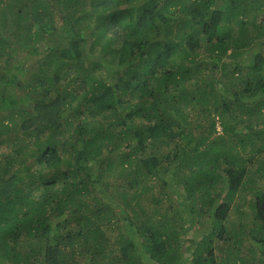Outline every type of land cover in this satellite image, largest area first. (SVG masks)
I'll return each mask as SVG.
<instances>
[{
	"label": "trees",
	"instance_id": "1",
	"mask_svg": "<svg viewBox=\"0 0 264 264\" xmlns=\"http://www.w3.org/2000/svg\"><path fill=\"white\" fill-rule=\"evenodd\" d=\"M21 37L20 46L35 45L33 62L20 69L27 76L20 93L10 88L17 77L7 74V55ZM240 47L252 50L253 62L248 76L233 77V100L230 86L217 95L185 83L203 50L220 60ZM263 83L264 0H0V134L20 133L15 151L26 155L0 151V264H179L187 256L191 264H253L216 253L233 246L240 256L247 227L257 243L250 251L264 264ZM125 95L140 101L135 111L123 105ZM209 95L240 112L236 128L223 113L225 134L206 143L188 120L190 106ZM241 96L256 99L249 105ZM132 139L140 152L120 156ZM114 171L131 177L109 196L101 186ZM142 173L161 183L157 192ZM249 191L245 210L235 198ZM182 197L172 214L161 212ZM184 224L197 229L188 249ZM86 252L91 257L79 259Z\"/></svg>",
	"mask_w": 264,
	"mask_h": 264
},
{
	"label": "rangeland",
	"instance_id": "2",
	"mask_svg": "<svg viewBox=\"0 0 264 264\" xmlns=\"http://www.w3.org/2000/svg\"><path fill=\"white\" fill-rule=\"evenodd\" d=\"M219 8H221V7H219ZM58 31L59 30L54 31L55 35H56V33L59 34ZM46 32H47V30H46ZM56 37H58V36H56ZM22 38L23 37H21V39L12 38V40L15 41V43H17V46L16 47L11 46V51L9 52V55H7L10 58L9 59L10 64L7 66L8 68H10V70L8 69L9 73H7L8 75H10V77H9L10 79H13L14 77L22 79L23 77H25L24 71L22 72L20 69L24 70L25 66L27 67V66H29L30 62L31 63L33 62V59L31 58V52L29 50L31 49L30 47L34 46L35 44L31 43V44H28L25 46H23V45L20 46L22 44ZM117 42H118L117 40L113 41L114 47L117 46ZM14 44L10 43V45H14ZM48 45H49V43H47V44L46 43H40L37 45V47H38V49H40V48L43 49ZM243 49H244L243 47H240L239 49H237V52H238L237 57L232 58L231 56L226 54L220 60H217L214 57V53H210L208 51L206 52L205 50H203V52H201V54L199 56H197L198 62H199L198 71H196L197 73H194V75L192 73L187 75L188 77L185 80V83L187 85L191 84V86H192V84L195 85V82H198L199 85L205 86L207 88V91H211V89H214V91L217 95L223 94V93L225 94L226 86H230V89H229L230 93H227L226 96L228 98H230L231 100H233L235 95H233V88L232 87H234V83L236 82V79L233 77H235V76L236 77H239V76L246 77V76H248V74H246V72L251 73V69L249 68V66L253 62L252 50L249 48H247L246 50L245 49L243 50ZM229 51H230V49H228V53H229ZM102 57H103V53H100L95 58L96 59H102ZM199 58L205 60V63L203 66H202L203 62H201L199 60ZM35 59H36V57H35ZM236 64H239V65H236ZM236 67H242V70L239 71L238 69H236ZM102 73L104 74L106 72H102ZM117 75H119V74H117ZM251 75L253 76V74H251ZM255 78H256V76H255ZM10 88L12 90H14V86L10 87ZM200 93H201V91H198L197 96L201 97L202 93L201 94ZM212 96L213 95H209L208 100L206 102H200V104H197L194 107L190 106V110H189L190 115H189L188 121H190V123H191L190 124L191 128H193V130H196L197 132L199 131L200 133L207 135L208 141L206 143H209L211 140L215 139L219 134L220 135L225 134V131L222 130V128H221V124H222L221 122L222 121L224 122L223 113L226 112L225 118L227 119L228 124H230L231 126H235V128H236L238 125V120H237V117H235V113L240 112V111H237L238 107H236V106L231 107L230 111L223 110L224 109L223 105H220L223 101L222 98L219 97L217 99V101H215V99ZM241 97H242V101L246 102V103L248 102L249 105L251 103H253V101L256 99V98L252 99L250 97H244V96H241ZM121 100L123 102V105L127 106L128 110L132 111V112L135 111V109L138 105L137 103L140 102V101H137L134 98V96H129V95L123 96V98ZM255 109H256V107H255ZM194 113L195 114L197 113L196 116L194 115ZM0 114H4V111L3 112L1 111ZM140 117H141V115H140ZM173 118H176V117H173ZM212 119L215 120V125H214L215 130L214 131L208 130L210 127V122ZM141 120H143V119H141ZM153 122H154V120H152V123ZM195 122L200 123L201 125L198 128H195L194 125H192ZM19 137H20V133L14 132L13 128H12V131L9 130L8 132H4V133L0 134V139L1 138L3 139V141L0 142V150H2L3 152H7V153L13 152L14 159H16V160L19 158H25L26 157V155L23 154L24 152H22V150L20 151V149H19L18 152L15 151V149H17L16 146L17 147L20 146V140H22V138H23V137H21L19 140ZM28 143H29V141H28ZM254 143L255 142L253 141L251 146L249 147L248 151L242 153V155L245 159L249 158V156L253 153L252 148L254 146ZM125 144L126 143H122V145H121L122 148L120 150H117V152L120 153V156L124 157L125 155L123 153L128 152L129 149H131V148H134L137 152H140L139 148L136 147V140H134V139L129 140V146H126ZM14 145H16V146H14ZM29 146L31 147L32 144L29 143ZM33 148H35V147L33 146ZM58 151L63 152L61 146L58 147ZM147 151H149L148 145H147ZM117 152L115 151L113 153L118 155ZM121 152H123V153H121ZM164 153H165V151H162L161 154L163 155ZM143 155L145 156V153H143ZM133 157L135 158L134 160H136V161H131L130 163H127V165H129L128 167H124V168H127V170H129V171L131 170V168H135V166H137L136 164L138 161H137V158L135 157V154H133L131 157H129V159L132 160ZM29 160H30V158H27L25 165H29V164L36 165V163H34V160L33 161H29ZM86 165H88L87 167L92 169L93 171H96L97 167H99L98 163H93V164L86 163ZM104 166L106 167V165H104ZM170 167H171L170 173L176 171V169L174 168V167H176V165L173 164V165H170ZM112 175H113V177H109V178L107 176V180L110 181L109 186L107 188H106V186H104V187L101 186V188H102L101 191L104 190L103 193L104 194L107 193V194H109V196L114 195L112 192H115V190L125 189V187H127V186H124L127 184L125 181L127 179H130V177H131V176H127V175L126 176L120 175L119 172H117V171H114L112 173ZM143 177H146V181L144 182V184L148 185V184L154 183V186L152 187L151 190L156 189L155 191L157 192L161 183H158L156 181L155 176L154 175H148L146 173H142V175L141 174L139 175L140 179H142ZM247 178L248 177H246L245 180H247ZM260 179H261V181L259 182V184L261 186L262 185L264 186V179L263 180H262V178H260ZM177 189L179 190V188H177ZM251 195H252L251 191L248 192V195H245L241 192H238L236 195V198H235V202L237 203L238 206L242 205L243 209L247 210L248 207H246L244 204H246L248 202ZM242 198H245V199H242ZM182 199H184V197L179 198L176 201H173V203H172L173 207H171L169 204L163 203L168 209L167 210L162 209L161 212L162 213L166 212L168 214H172L175 211V209L181 205L182 201H180V200H182ZM112 201H116V200H112ZM249 211H250V209L247 212H245V215H246L245 223L250 222V220H252V218H253V213L249 212ZM233 213H234V208L231 209L229 215H231V214L233 215ZM247 215H248V218H247ZM182 216L184 218L185 214L182 213ZM210 224H211V222L207 221L204 226H199V228L203 229V231L205 232L207 227ZM183 226L185 229V231H184L185 242H184L183 246L185 247V249H188L189 246L192 245V243L195 240H197V239H195V237L197 236V234H196L197 229L187 227L186 224H184ZM247 230H248L247 236L245 235V237L241 243L242 245H240V247H241V250H240L241 255L240 256L235 254V251L233 249L235 247H233V246L229 247L231 245L229 242L227 243L224 241H220V243L216 246L229 247L231 250L229 252L216 250L218 258H220V257L224 258L227 256L230 259H238V261H239V257L243 256V257H245L243 259V261L248 259L253 264H260L259 252L257 251L253 254L250 251V247L255 246V244H257V243H255L254 240L252 239V236H250V231H251L250 228L247 227ZM108 234L111 237V241H112L115 233L109 232ZM88 252H90V250ZM88 252L84 253V255L79 257V259L84 260V259L90 258L91 256L89 255ZM186 258L187 259L184 258V260H183L184 263H179V264H191L189 257L187 256Z\"/></svg>",
	"mask_w": 264,
	"mask_h": 264
},
{
	"label": "clouds",
	"instance_id": "3",
	"mask_svg": "<svg viewBox=\"0 0 264 264\" xmlns=\"http://www.w3.org/2000/svg\"><path fill=\"white\" fill-rule=\"evenodd\" d=\"M36 70V69H35ZM26 79H27V76L26 77H23L22 79H19V78H17V81H16V85H14V90H17V91H20V93L22 92V88L24 87V86H26L25 85V83H26ZM19 85H20V87H19ZM21 85H23V86H21ZM13 87V86H12ZM0 151H2V150H0Z\"/></svg>",
	"mask_w": 264,
	"mask_h": 264
}]
</instances>
